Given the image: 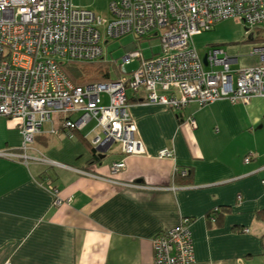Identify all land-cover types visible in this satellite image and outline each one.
I'll use <instances>...</instances> for the list:
<instances>
[{"label":"crops","instance_id":"obj_1","mask_svg":"<svg viewBox=\"0 0 264 264\" xmlns=\"http://www.w3.org/2000/svg\"><path fill=\"white\" fill-rule=\"evenodd\" d=\"M211 47L223 52L231 71L264 65L253 53L264 49V27L234 42L215 35L204 55ZM144 96L126 95L142 156L124 157L118 144L94 153V127L83 134L88 124L68 138L49 134L45 123L25 152L45 162L0 157V264H145L151 239L181 218L191 236L189 264H264V97L172 111L141 104ZM17 126L0 116V152L22 155ZM162 150L172 158H158ZM120 161L124 168L110 173ZM46 182L61 206L52 205Z\"/></svg>","mask_w":264,"mask_h":264},{"label":"built area","instance_id":"obj_2","mask_svg":"<svg viewBox=\"0 0 264 264\" xmlns=\"http://www.w3.org/2000/svg\"><path fill=\"white\" fill-rule=\"evenodd\" d=\"M107 10L109 21L74 6L71 0H0V116L16 121L22 136V155L2 151L0 157L23 165L31 160L45 162L25 155L43 124H51L49 134L71 138L91 121L95 126L89 144L95 153L105 154L118 144L124 157L144 155L127 112V91L142 92L141 104L172 111L189 104L204 107L220 100L233 104L264 97V65L231 71L228 59L215 47L207 49L204 65L191 42L226 20L240 22L247 30L264 27V0H107ZM126 35L158 38L160 55L143 59L131 44L120 63H114L115 80L84 87H75L61 71L63 63L103 61L102 37ZM253 53L264 62V49ZM102 94L106 105L101 103ZM51 115L57 117V127ZM157 157L170 159L172 152L162 150ZM123 168L120 161L109 170L115 174ZM45 188L52 205L61 206L57 189L50 182ZM151 246L152 258L145 264L193 261L184 218L157 233ZM2 264L11 262L6 259Z\"/></svg>","mask_w":264,"mask_h":264},{"label":"rangeland","instance_id":"obj_3","mask_svg":"<svg viewBox=\"0 0 264 264\" xmlns=\"http://www.w3.org/2000/svg\"><path fill=\"white\" fill-rule=\"evenodd\" d=\"M93 5H91L89 8L84 10L92 12L95 16L104 19L105 21H109L110 16L109 12L107 10V1L106 0H92ZM73 4V3H72ZM74 5V4H73ZM76 6V5H74ZM80 8V7H79ZM83 9V8H81ZM245 29L246 27L243 26L242 23L234 21V20H226L222 21L218 24V28L216 31L211 32H203L197 36H194L191 39L193 48L196 51L197 56L201 60L203 58L206 45L208 44V40L212 39L217 35L219 38L227 41V42H234L239 41L242 38H244L245 35ZM107 42L106 44H104ZM135 46V50L138 51L143 59H149L154 56H159L161 53L160 50V43L158 38H151L147 39L145 37H141L136 39L132 35H126L119 39H106L105 36L102 37L101 40V48L103 51V63H120L121 58L125 55L127 47L130 45ZM93 63H99V62H93ZM90 63V64H93ZM135 64H132L131 66L124 67L125 70H129L132 67H135ZM109 68V78L110 80H115L117 78L116 74L117 71L114 66L108 65ZM130 92H126V95L128 96ZM101 103L102 105L107 104V97L106 95H101ZM51 122L53 123L54 127H57V117L55 115H51L50 117ZM95 126V122L91 121L88 123L86 128L83 131V134H86L89 130H91ZM117 147V144H114L112 147Z\"/></svg>","mask_w":264,"mask_h":264},{"label":"trees","instance_id":"obj_4","mask_svg":"<svg viewBox=\"0 0 264 264\" xmlns=\"http://www.w3.org/2000/svg\"><path fill=\"white\" fill-rule=\"evenodd\" d=\"M245 31L247 32L248 30L245 29ZM114 63L115 62H111L109 64V63H103L102 61L93 64L63 63L60 65V68L63 74L65 75V77L75 87H84L93 83H106L111 81L109 78V68L107 66L112 65L115 67ZM116 76H118V73L116 74ZM216 213H217L216 210L210 212L207 216V219L209 221H214V214Z\"/></svg>","mask_w":264,"mask_h":264},{"label":"water","instance_id":"obj_5","mask_svg":"<svg viewBox=\"0 0 264 264\" xmlns=\"http://www.w3.org/2000/svg\"><path fill=\"white\" fill-rule=\"evenodd\" d=\"M202 62H203V64L205 65V63H206V61H205V56H203V58H202Z\"/></svg>","mask_w":264,"mask_h":264}]
</instances>
